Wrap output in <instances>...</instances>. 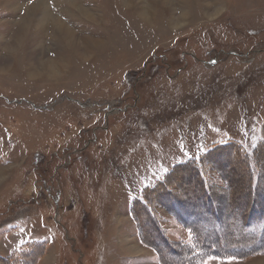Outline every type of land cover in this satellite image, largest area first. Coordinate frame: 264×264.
Instances as JSON below:
<instances>
[{
	"label": "rangeland",
	"instance_id": "rangeland-1",
	"mask_svg": "<svg viewBox=\"0 0 264 264\" xmlns=\"http://www.w3.org/2000/svg\"><path fill=\"white\" fill-rule=\"evenodd\" d=\"M236 143L260 148L264 209V0H0V264L26 248L34 264H166L155 223L175 242L189 232L136 198L213 150L204 174L234 212L222 231L237 229L254 192L219 149ZM176 170L186 199L197 176Z\"/></svg>",
	"mask_w": 264,
	"mask_h": 264
},
{
	"label": "trees",
	"instance_id": "trees-1",
	"mask_svg": "<svg viewBox=\"0 0 264 264\" xmlns=\"http://www.w3.org/2000/svg\"><path fill=\"white\" fill-rule=\"evenodd\" d=\"M223 148L235 151L236 159H231L228 162L229 164L240 159L247 163L248 169L253 175V198L251 197L250 202L243 206L247 213L243 215L241 212L236 215L238 222L234 224V228L237 229L232 231L229 228L225 232L222 231L224 217L226 215L233 216L234 212L228 211L221 216L222 214L219 213L218 207L214 205V194L210 190V185L204 174L207 160L212 159L216 155L214 153L217 150L197 155L189 162L176 166L178 170L183 168L185 170L191 169V172L195 177L197 176L199 182L198 186L195 184L186 185V181L183 183L184 185H178L179 188L180 186L182 187L181 191L185 195L187 194L188 197L186 199H182L173 192L169 184L170 179L177 171L176 169L167 178L165 177L164 180L158 182L154 187L147 188L143 194L136 198L137 206L141 209H148L150 216H152V205L158 201L163 202L165 207L178 218L189 232V241L180 240L175 242L168 238L161 227L155 223L156 232H154L155 234L157 233L156 235L161 240L160 244L157 245V249L163 256L164 262L169 264H206L208 261L206 259L217 258L223 262L236 263V261L247 260L264 254V209L261 206L256 207L258 202L256 200L258 199L255 196L256 191L258 192V178L260 176L257 164V154L260 148L250 151L248 147L240 143L234 145L225 144L219 147L224 152ZM199 184L204 186V190ZM176 188L178 189L177 184ZM148 194H151V197L153 195V198L151 199ZM231 225H228V227H231ZM24 248L26 247L24 246ZM26 249L20 252L19 255L22 257L20 260L3 258V264H11V260H13V264H34L35 260L28 262L34 255L26 254ZM167 251L173 253V256L167 255ZM36 252L39 254L40 251L37 250Z\"/></svg>",
	"mask_w": 264,
	"mask_h": 264
},
{
	"label": "bare ground",
	"instance_id": "bare-ground-1",
	"mask_svg": "<svg viewBox=\"0 0 264 264\" xmlns=\"http://www.w3.org/2000/svg\"><path fill=\"white\" fill-rule=\"evenodd\" d=\"M33 9L35 11H38V12L41 11V15H40L41 22L44 23L48 19L49 13H48V8L46 7V5H42L40 3V4L36 5ZM35 11H34V13H35ZM54 24L57 25L58 28L60 27V30L63 31V35L67 37V39H68L69 42L74 43V45H77L78 43H80V42L77 41L78 38L74 35V33L71 32V30L69 31L68 28L65 27V24H63V22L57 21V22H54ZM90 41L91 42H94V43H97L98 42V41H95V40H90ZM90 41H89L88 46L86 48L87 50L89 49V44L91 43ZM79 46L81 47V44H79ZM259 264H264V260L260 261Z\"/></svg>",
	"mask_w": 264,
	"mask_h": 264
},
{
	"label": "crops",
	"instance_id": "crops-1",
	"mask_svg": "<svg viewBox=\"0 0 264 264\" xmlns=\"http://www.w3.org/2000/svg\"><path fill=\"white\" fill-rule=\"evenodd\" d=\"M255 260H252V261H249L250 263L253 262V264H255L256 262H254ZM248 263V262H247ZM243 264H246V263H243Z\"/></svg>",
	"mask_w": 264,
	"mask_h": 264
}]
</instances>
